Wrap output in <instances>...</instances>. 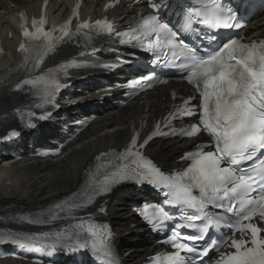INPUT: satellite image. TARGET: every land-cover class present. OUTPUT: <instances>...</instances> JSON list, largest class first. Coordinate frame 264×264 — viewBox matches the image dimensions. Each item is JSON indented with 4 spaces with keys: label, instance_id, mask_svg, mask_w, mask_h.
<instances>
[{
    "label": "snow or ice",
    "instance_id": "snow-or-ice-1",
    "mask_svg": "<svg viewBox=\"0 0 264 264\" xmlns=\"http://www.w3.org/2000/svg\"><path fill=\"white\" fill-rule=\"evenodd\" d=\"M149 7L154 11L159 9L156 3H150ZM21 19H25L23 14ZM94 23L101 32L110 34L113 31L107 19H98ZM45 24L43 16L38 21L33 19V31L25 21L22 31L24 42L19 45V51L28 52L30 48H40L41 45L45 52L52 50L53 32L56 29L46 30ZM70 24L71 19L59 29L63 36L71 34ZM196 26L207 29L242 27L235 21L232 9L223 6L218 0H208L202 10H188L182 30L199 37L202 28ZM90 27L89 22L85 21L78 25L77 31ZM161 33L170 37L165 47L171 46L172 56L181 60L187 71V82L194 86L199 98L198 104L192 103L197 99L195 95L182 99V103L175 106L165 119L164 127L173 119L198 116L196 122L181 130V134L192 138L206 133L209 141L194 144V150L185 153L182 159L190 163L184 170L165 174L141 151L155 136L167 135L161 131V124L157 123L143 141H140L139 133L134 132L129 145L119 154V159L130 163L111 164L110 167L100 165L90 173L86 190L73 193V199L55 208L61 211L65 208L68 211H84L95 203L97 197L107 194L121 181L147 183L164 192V203L180 210V219L184 221L175 225L168 240L175 251L166 255L167 264H197L196 260L186 261L181 252L199 256L200 264H203V258L208 256L210 250L221 247L232 251L221 252L212 264H264V194L251 196L256 188L264 190V158L252 166L251 172L254 174H247L238 168L244 161H253L258 150H264V42L257 48L255 42L244 44L239 39H230L218 50L201 55L195 45L183 39L177 40L178 34L155 14L144 20L138 35L134 34L132 38L140 41L155 35L159 39ZM207 39L212 41L215 36H208ZM32 41H41V44L34 45ZM44 41L47 43L44 44ZM125 42L130 41H121ZM155 46L159 47V44ZM41 61L42 56H38L37 64ZM40 82L45 86L41 98L51 103L63 85L57 78L45 80L40 77ZM29 84L35 87L37 81L24 80L17 85V89ZM173 99L176 97L173 96ZM209 205L237 214L238 220L232 236L219 243L212 241L211 248L206 246L197 249L195 242L202 240L204 234L218 226L223 219L220 215L208 214L205 210ZM149 208L153 209L151 214ZM98 210L104 211L103 207ZM188 210H191L190 214ZM142 214L153 228L176 219L163 206L146 205ZM52 215V211H49L43 216L28 218L26 222L43 225L48 222L47 217ZM54 218L60 217L57 215ZM197 220H202V225H197ZM256 220L259 223L254 222ZM183 228L196 229L199 235H186L180 231ZM109 237L106 225L92 223L86 218H79L72 235L58 232L0 233V240L15 243L41 255H51L64 248L70 252L90 250L94 256H102L105 264H113Z\"/></svg>",
    "mask_w": 264,
    "mask_h": 264
},
{
    "label": "bare ground",
    "instance_id": "bare-ground-1",
    "mask_svg": "<svg viewBox=\"0 0 264 264\" xmlns=\"http://www.w3.org/2000/svg\"><path fill=\"white\" fill-rule=\"evenodd\" d=\"M20 8L32 9L41 0H14ZM53 9L61 13L65 6V0H53ZM102 0H95L89 9L97 10ZM6 9L5 12L3 10ZM14 9L8 8L4 0L0 4V30L5 31V44L10 49V55L0 63V75L13 67L18 61L16 54L17 40L8 37V31L16 33V15ZM124 11L120 14L122 15ZM119 15V16H120ZM130 14L127 13V16ZM259 31H264V19L259 23ZM146 101L144 106L138 103L129 104L127 107L114 110L106 108L99 119H97L80 137L71 143L65 152L54 159L28 158L16 162L4 161L0 163V204H6L11 200H21L27 205L34 206L50 200L51 198L64 194L74 189L81 180L83 170L93 155L102 149L111 146L122 145L128 137V127L138 117H145L153 112V107L159 101L157 96ZM17 102V98L6 95L0 90V115L9 110ZM165 103V102H164ZM149 107L148 111L144 109ZM5 129L0 124V133ZM180 148L178 141L156 142L149 151L162 163L166 164L173 159ZM130 202L129 192L121 190L109 202L110 216L116 224L120 235L130 231L129 238L133 244L127 248V258L140 260L147 254L144 248L146 239L137 233L138 240L133 239L132 231L138 227H129L128 219L131 214L127 209ZM126 250V251H127ZM0 264H18L11 259L0 260Z\"/></svg>",
    "mask_w": 264,
    "mask_h": 264
}]
</instances>
